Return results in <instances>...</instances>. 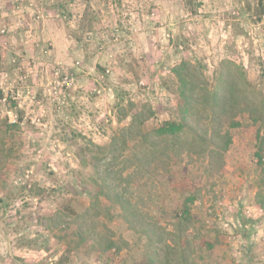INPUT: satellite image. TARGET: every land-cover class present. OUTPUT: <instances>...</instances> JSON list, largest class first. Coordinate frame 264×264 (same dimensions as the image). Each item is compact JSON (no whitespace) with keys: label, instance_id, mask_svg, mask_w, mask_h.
<instances>
[{"label":"rangeland","instance_id":"374dc122","mask_svg":"<svg viewBox=\"0 0 264 264\" xmlns=\"http://www.w3.org/2000/svg\"><path fill=\"white\" fill-rule=\"evenodd\" d=\"M7 1L0 264H264V0ZM176 68L226 106L160 137Z\"/></svg>","mask_w":264,"mask_h":264},{"label":"trees","instance_id":"16d2710c","mask_svg":"<svg viewBox=\"0 0 264 264\" xmlns=\"http://www.w3.org/2000/svg\"><path fill=\"white\" fill-rule=\"evenodd\" d=\"M186 67V64L183 63L181 65V68ZM174 72L177 75L179 86V97H180V103H179V117L178 120L175 121H165L160 124V126L155 129L154 133H156L158 136L162 137H179L181 133H183L185 130H193L192 124L195 125L200 124L201 122H204L205 120H209L211 124L217 123L219 120H222V115L217 112V107H225L226 104L223 101H219L218 95L215 94L214 103L206 110V108H201L202 106V100L197 97L194 94V88L189 87L190 82L186 79L185 76H181V69H174ZM239 79L243 83L244 87L249 85L248 80L245 76V73L243 72L242 68L239 71ZM224 99V98H221ZM242 111H246L251 107V102L248 97V94H244L243 98H240L236 104ZM262 122H264V115L260 117ZM136 121V119H135ZM255 122L256 119H254ZM230 125L232 127H238L240 126V123L237 121H231ZM221 135V134H220ZM225 139V142L227 144L226 148L228 147L229 143H231V139L229 136L223 137ZM261 139V137L259 136ZM91 152V151H90ZM106 151L103 149H100L98 153H96V162H98V166L101 164L102 160H105L107 157Z\"/></svg>","mask_w":264,"mask_h":264},{"label":"crops","instance_id":"0c3cea01","mask_svg":"<svg viewBox=\"0 0 264 264\" xmlns=\"http://www.w3.org/2000/svg\"><path fill=\"white\" fill-rule=\"evenodd\" d=\"M1 1L2 0H0V3H1ZM7 2H10V0H8ZM11 2H12V0H11ZM27 12L28 11H25V15H23V17L25 18L24 19L25 24H27V26H28L29 25V22H30L29 21L30 20V16L28 15L29 13H27ZM57 15H59L58 11H57ZM23 17H21V18H23ZM19 18H17V19H19ZM79 21L81 22L82 20H79ZM14 54L15 55L18 54L17 53V50L14 52ZM5 55H6V52L2 49V51H0V62L3 60V56H5ZM10 56H11V53H10ZM256 192H257V190L255 191V193ZM16 224H20V223H8V226L6 225V223H1V225H0V240H1V243L0 244H3V243H5L7 241L6 236H5V233H8L9 238H12L13 240H15V238H13L12 236H13V234H16V230L14 228H12V226H15ZM3 227H6L7 228V232H6V228L4 229ZM11 230H14L15 233L12 232V234H9ZM23 230H25V229H23ZM20 232L22 233V230H20ZM18 242H20V240Z\"/></svg>","mask_w":264,"mask_h":264},{"label":"built area","instance_id":"2783aa9c","mask_svg":"<svg viewBox=\"0 0 264 264\" xmlns=\"http://www.w3.org/2000/svg\"><path fill=\"white\" fill-rule=\"evenodd\" d=\"M258 211L263 212V209L259 208ZM246 212L249 214V216L251 215V210H247Z\"/></svg>","mask_w":264,"mask_h":264}]
</instances>
